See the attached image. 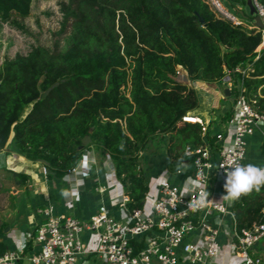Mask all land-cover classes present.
Listing matches in <instances>:
<instances>
[{
    "label": "trees",
    "instance_id": "1",
    "mask_svg": "<svg viewBox=\"0 0 264 264\" xmlns=\"http://www.w3.org/2000/svg\"><path fill=\"white\" fill-rule=\"evenodd\" d=\"M34 1L0 0V26L24 28L21 20ZM61 12L51 45L33 44L0 65V153L15 144L27 159L42 162L49 177H64L93 149L113 158L130 204L142 206L151 178L145 156L151 144L164 141L170 169L180 162L186 173L193 160L186 146L214 135L208 126L204 137L201 123L183 119L200 97L195 85L178 77L180 67L190 79L207 82L224 83L230 72L232 95L245 87L264 110V48L256 50L261 29L235 24L204 0H67ZM226 98L230 105L217 115L221 123L234 113L235 99ZM87 134L91 140L81 147ZM30 180L27 172L0 164L3 189ZM263 208L264 187L235 201L237 229L262 220ZM7 225L0 221V234Z\"/></svg>",
    "mask_w": 264,
    "mask_h": 264
},
{
    "label": "built area",
    "instance_id": "2",
    "mask_svg": "<svg viewBox=\"0 0 264 264\" xmlns=\"http://www.w3.org/2000/svg\"><path fill=\"white\" fill-rule=\"evenodd\" d=\"M204 1L218 15L235 24L247 23L261 29L263 39L256 50L260 52L264 48V26H259L255 18L258 14L264 22V5L259 0H253L256 12L250 21L231 12L224 0ZM222 80L233 88L230 72ZM234 99L227 135L220 130L214 134L220 140L214 145L205 140L198 146H186L185 153L193 156L189 165L192 172L166 167L159 178H150L143 205L132 206L131 196L117 176L115 161L109 156L106 159L108 184L100 183L96 187L101 195L112 190L109 198L102 197L87 218L60 211L52 201L38 206L35 231L24 235L11 228L9 234L17 244L0 249V264H264L260 255L251 252L264 239V218L238 230L233 205L220 200L225 179L222 167L247 164L249 136L258 130L264 136V110L258 99L248 94L245 87L236 91ZM192 115L195 114H186L183 119L201 123L206 137L208 122L200 115ZM97 163L94 150L86 149L80 161L66 173L73 177L70 180L74 186L66 193L71 206L81 198L79 185ZM261 167H264V157ZM47 171L44 165L43 172L47 174ZM213 178L223 189L221 194L212 187ZM152 190L155 193L151 199ZM201 191L210 194V202L203 208L198 206ZM190 204L197 206L189 207ZM114 207H118L119 213H115ZM215 216H220L221 221L217 223ZM225 226L230 227L228 244L235 261H223V248L218 239Z\"/></svg>",
    "mask_w": 264,
    "mask_h": 264
},
{
    "label": "crops",
    "instance_id": "3",
    "mask_svg": "<svg viewBox=\"0 0 264 264\" xmlns=\"http://www.w3.org/2000/svg\"><path fill=\"white\" fill-rule=\"evenodd\" d=\"M181 72L186 73L184 68H182ZM221 106L222 105L220 104L218 107H216L214 114L216 116L213 117L207 114L203 115L200 113L193 112V114L202 116L208 122L209 124L208 126L210 128V132L212 133V135H214L217 131L220 130L227 135L226 130L230 119L225 121L224 123H221L219 121V117H217V115L219 114L218 111L223 110L224 108V107L222 108ZM212 138L213 140L211 141V144L213 145L217 141L218 142L220 141L216 138V136H212ZM263 140H264V136L260 132V130L256 131L254 134L249 136L248 151H247V156L245 158L247 164L252 163L261 167L264 157V155L261 152V144ZM208 141H210V139H208ZM162 143H163V147L156 156L146 155L148 169L151 174V179L153 177L159 178L160 175L164 174V169L166 167L170 168L168 166L169 157L166 151L167 143L166 141ZM16 153L19 154L21 160L18 163L19 168H13V169L18 171H24L31 175V180L27 185L31 187V189H29L31 195L29 197L27 195L22 197L21 211L12 222H9V225L6 226L3 233L0 234V242L2 243L1 249H5L8 247L13 248L17 244V241L13 239V236H10L9 234V230L11 228L16 229L19 234H24V235H28L29 233L33 232V227L35 225V209L39 205H42L43 203L52 201L57 205L60 211L71 212L81 218H87L96 210L99 202L102 200V197L109 198L110 194H112V190H108L106 193H103V195H101V193L96 188L100 183L106 182L108 184V180L106 178V170H107L106 159L110 155H106L103 157V155H101L100 153L94 150L98 163L95 165V168L88 175L85 176L84 182H82L79 185V189L81 190V198L71 206L69 204V199H68L69 197L66 195V193L67 190H69L70 186H74L71 183L73 177L67 175H65L60 179L49 177L47 174L43 172L44 164L42 162H34L32 160L27 159L24 155L19 153L15 144H13L12 149L9 152L3 151L0 153V154H5V156L3 157L4 160H1L0 164H7L6 162L7 156L10 157L12 156V154H14L15 156ZM188 168L189 169L187 170L186 173H190L193 171L192 166H189ZM211 182H212L211 183L212 187L215 186L216 193L221 194L223 189L220 187L219 182L214 178L211 180ZM118 184H120V181L118 182ZM112 186H115V184ZM154 193L155 190H152L150 192L151 199ZM217 198L220 199V196H217ZM151 199H149V202H151ZM230 204L233 205L234 202ZM32 210L34 211L33 213H31ZM114 211L115 213H119L118 207H114ZM214 219L217 223L221 221L220 216H215ZM228 221L229 222L231 221L229 217H228ZM8 226L10 228H8ZM229 226L227 227L225 226L222 229V232L218 239L219 243L222 244V248H223V253H224L223 261H227L229 259L231 261H235L236 259V257L230 253V249L228 247L229 244H228L227 231L230 228ZM251 252L260 255L264 261V242L259 241L258 243H256L255 246L252 248Z\"/></svg>",
    "mask_w": 264,
    "mask_h": 264
},
{
    "label": "rangeland",
    "instance_id": "4",
    "mask_svg": "<svg viewBox=\"0 0 264 264\" xmlns=\"http://www.w3.org/2000/svg\"><path fill=\"white\" fill-rule=\"evenodd\" d=\"M65 1L67 0H35L31 15L26 17L23 21L21 20V22L24 23V28L10 23H3V25L0 26V65L7 55L13 57L18 52L27 51L33 44L40 43L51 45L52 41L59 37L55 32L61 28V20L63 19L61 6ZM233 3L224 0L225 6L231 12L250 21L251 18H247L246 15L237 11L236 8L240 6L241 9L246 11V14L253 15L251 14L248 4L243 0H233ZM67 34L68 33H65L61 36V42H64ZM179 69L180 74L178 77L191 82L198 90L200 105L193 110L194 113L207 114L213 117L216 116L214 115L215 110L220 104L225 105V107L230 105L224 93V86L226 87L224 83L219 81L207 82L201 79L192 80L186 73L181 72L182 68ZM29 108L30 105L27 106L25 110ZM162 147L163 143L156 145L151 144L149 147L150 152L147 153V155L156 156L161 151ZM4 156L5 154H0V161L4 160ZM20 160L18 153H16L15 156L12 154L10 157L7 156L6 165L11 168H19L18 163ZM145 160L147 161V156H145ZM29 189H31L30 186H24L22 188L14 187L11 190H6L1 187L0 182V221L12 222L16 218L21 211L22 197L25 195L29 197L31 195ZM43 204L39 206H43ZM33 212L32 210L31 213ZM34 231L35 227H33V232ZM260 241L264 242V239ZM228 247L230 249L231 245L229 244Z\"/></svg>",
    "mask_w": 264,
    "mask_h": 264
},
{
    "label": "clouds",
    "instance_id": "5",
    "mask_svg": "<svg viewBox=\"0 0 264 264\" xmlns=\"http://www.w3.org/2000/svg\"><path fill=\"white\" fill-rule=\"evenodd\" d=\"M123 147V146H121ZM224 169V194L220 200L232 203L238 201L244 196H248L255 192H260L264 187V167L257 166L252 163L245 165H235L233 167H222ZM177 172L181 170L180 162H178ZM208 191H201L198 206L206 207L210 202ZM197 205H189L195 208Z\"/></svg>",
    "mask_w": 264,
    "mask_h": 264
},
{
    "label": "water",
    "instance_id": "6",
    "mask_svg": "<svg viewBox=\"0 0 264 264\" xmlns=\"http://www.w3.org/2000/svg\"><path fill=\"white\" fill-rule=\"evenodd\" d=\"M247 4H248V6H249V8H250L251 14H254V13L256 12V7H255V4H254L253 0H247ZM240 12L243 13V10L240 9ZM255 18H256V23H257L259 26L263 27V26H264V22L261 20V17H260L258 14H256V15H255ZM200 20H201L202 22L205 21L204 18H203L202 16H200ZM224 93H225L227 96H230V99H231L232 101H234V96L232 95V93H231V89H230L228 86H226V87L224 88ZM90 140H91V136H90V134L85 135L84 138H83V140H82L81 147H83L85 144H87ZM8 228H10V227L8 226Z\"/></svg>",
    "mask_w": 264,
    "mask_h": 264
}]
</instances>
